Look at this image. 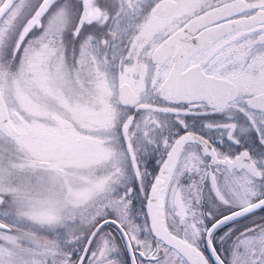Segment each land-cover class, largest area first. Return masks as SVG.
I'll return each instance as SVG.
<instances>
[{"label": "snow or ice", "instance_id": "6c2138e0", "mask_svg": "<svg viewBox=\"0 0 264 264\" xmlns=\"http://www.w3.org/2000/svg\"><path fill=\"white\" fill-rule=\"evenodd\" d=\"M0 264H264V0H0Z\"/></svg>", "mask_w": 264, "mask_h": 264}]
</instances>
